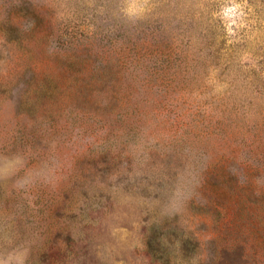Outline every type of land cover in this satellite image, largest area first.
Listing matches in <instances>:
<instances>
[{
    "label": "rangeland",
    "instance_id": "1",
    "mask_svg": "<svg viewBox=\"0 0 264 264\" xmlns=\"http://www.w3.org/2000/svg\"><path fill=\"white\" fill-rule=\"evenodd\" d=\"M120 41L130 72L197 124L191 140L96 141L73 107L52 103L53 83L32 87L36 70L59 75L55 52L112 63ZM206 111L234 137L258 125L264 154V0H0V261L264 264L262 225L243 228L197 195L203 169L228 152L225 131L203 132Z\"/></svg>",
    "mask_w": 264,
    "mask_h": 264
},
{
    "label": "trees",
    "instance_id": "2",
    "mask_svg": "<svg viewBox=\"0 0 264 264\" xmlns=\"http://www.w3.org/2000/svg\"><path fill=\"white\" fill-rule=\"evenodd\" d=\"M41 29L42 25H34L24 37ZM129 50L125 41L118 42V57L112 63L107 59L100 62L74 52H55L51 62L53 67H59V75L48 79L45 72L36 70L32 87L45 88L46 79L53 83L58 94L52 98V103L56 107L61 101L63 105L73 107V120H85L83 124H78L80 134L96 141L104 138L154 137L165 138L172 145H178L191 140L196 134L194 127L197 124L193 119L188 120L179 104L171 103L169 94L157 96L155 83L134 73L133 69L130 72L128 63L131 64L133 58ZM31 63L38 68L43 61ZM140 94L143 96L140 97ZM77 102H81V106ZM201 124L204 126L203 132L210 136L225 131L224 141L228 152L225 154L219 150V158L201 172L197 191L202 198L200 201L212 207V212L221 209L220 212L224 214H234L244 220L243 228L253 227L254 230L260 224L264 230V217L261 216L264 215V186L256 182L261 174L264 175V154L258 146L261 136L257 134L258 125L253 127L255 131L250 139L249 134L234 137L224 129L223 123L215 121L214 115L210 112L207 114V111ZM233 127H237V124ZM182 128L184 131L180 130ZM259 128H264V116ZM125 160L129 162V155ZM233 170H238V175H234ZM245 177L247 180L243 182ZM235 245L236 242L231 240L222 247L233 249ZM147 247L152 256L162 259L163 263L167 261L159 254L160 249L155 243L147 242ZM243 249L247 261V242Z\"/></svg>",
    "mask_w": 264,
    "mask_h": 264
},
{
    "label": "clouds",
    "instance_id": "3",
    "mask_svg": "<svg viewBox=\"0 0 264 264\" xmlns=\"http://www.w3.org/2000/svg\"><path fill=\"white\" fill-rule=\"evenodd\" d=\"M5 171H6L5 168H0V176H2L5 173ZM233 174L238 175V170H233ZM239 178L240 177L238 176V179ZM246 180H247V178L245 177L243 182H246ZM257 183H260V178H257ZM0 264H4V262L0 261Z\"/></svg>",
    "mask_w": 264,
    "mask_h": 264
}]
</instances>
